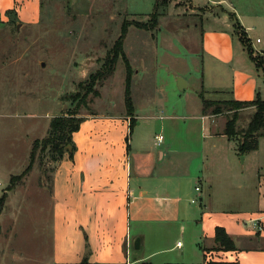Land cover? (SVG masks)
<instances>
[{"label": "rangeland", "instance_id": "374dc122", "mask_svg": "<svg viewBox=\"0 0 264 264\" xmlns=\"http://www.w3.org/2000/svg\"><path fill=\"white\" fill-rule=\"evenodd\" d=\"M40 1L34 23L22 22L24 16L17 13L12 16L17 20H0V197L6 192L0 212V264H52L50 177L54 162L39 146L30 163L32 143L47 135L55 116L76 111L74 116L82 117L100 111L110 105L109 97H114L115 104H122L125 66L121 59L110 77L95 85L100 97L89 93L85 103L75 107L71 96L90 73L100 68L120 34L121 23L147 21L155 0ZM171 1L183 6L187 13H204L187 0ZM232 1L242 6V0ZM162 22L163 19L154 32L131 26L124 41L134 71L130 92L138 114L150 115L149 107L159 100L168 115L162 120L143 119L131 137L135 142L141 138L158 144L155 135H161L160 145L167 149L165 163L170 175L184 178L190 187L200 174L209 173L214 196L223 197L218 204L238 207L242 175L257 163L264 164V136L258 138L261 149L245 159L234 143L213 134L209 118L200 119L198 93L203 91L207 99L222 96L202 85L201 57L192 48L198 36H192L190 47L182 42L180 32L170 33ZM166 38L168 41H164ZM253 55L264 65V55L255 50ZM176 77L183 78L188 86L178 89ZM254 109L253 105L239 109L238 130L247 126ZM230 114L214 117L221 126ZM16 176L19 178L8 189L11 178ZM175 238L182 241L188 254L194 251L187 230L183 235L177 231ZM203 248L207 252L215 246Z\"/></svg>", "mask_w": 264, "mask_h": 264}, {"label": "crops", "instance_id": "0c3cea01", "mask_svg": "<svg viewBox=\"0 0 264 264\" xmlns=\"http://www.w3.org/2000/svg\"><path fill=\"white\" fill-rule=\"evenodd\" d=\"M187 2L204 13H187L171 1L158 25L163 19L168 31L180 32L182 42L190 47L192 36H198L192 48L201 57L203 87L222 96L217 100H252L257 94L264 100V65L249 57L228 15L236 16L252 49L264 51V0H242V6L232 0ZM39 7L38 0H0V20L8 18L7 10H14L24 16L22 22L34 23ZM121 94L120 106L109 97L108 107L82 116L71 135L70 150L54 162L50 177L52 264H189L209 258L264 264V164L257 163L247 174L243 171L241 205L222 207L218 201L223 197L214 196L209 173L200 174L187 187L184 178L168 173L167 149L160 142L132 139L143 119H166L165 105L157 100L148 109L150 115H139L132 100L130 116ZM206 118L214 135L227 138L222 134L225 121L219 126L214 115L201 112L200 119ZM227 141L236 148V139ZM261 144L260 140L249 153H257ZM216 226L225 228L236 250H203L215 246ZM185 230L195 246L191 254L175 238L177 231L183 235Z\"/></svg>", "mask_w": 264, "mask_h": 264}, {"label": "trees", "instance_id": "16d2710c", "mask_svg": "<svg viewBox=\"0 0 264 264\" xmlns=\"http://www.w3.org/2000/svg\"><path fill=\"white\" fill-rule=\"evenodd\" d=\"M171 0H155L154 9L149 14L147 21L139 20H124L121 23L120 34L113 42L111 49L105 56L101 66L96 71L89 74L88 79L83 83L79 84L78 92H75L71 96L72 102L75 103V107L85 103V99L89 93H93L94 96H99L94 87L97 83L108 78L114 71L115 65L118 59H121L125 66V89H124V103L126 112L128 115H133V104L130 92V83L133 75V68L130 65L124 51L123 41L127 33V29L130 26L145 30H154L158 25V19L161 15L166 13L167 6ZM42 3L39 2L41 7ZM14 10H7L6 16L10 21L17 20L13 18ZM230 19L233 21L234 33L238 37L241 44L245 47L248 55L252 58L259 66V62L253 55V49L251 47L249 38L242 29V26L238 22L236 16L232 13H228ZM201 100V112L202 114H222L224 112L231 113L227 116L222 134L228 139H236V149L239 155H245L250 151L258 148V138L264 136V100L257 94L252 100H234V99H207L205 98L203 91L198 93ZM254 106V112L251 114L249 122L245 128L237 129L236 124L238 120V112L242 106ZM76 111L65 112L61 116H55L50 120L47 135L40 141L35 140L32 143L30 163L33 161L35 150L41 146L43 150L50 156L51 161L55 162L59 159L64 151L70 150L67 147L72 146L71 135L79 127L83 117H75ZM237 137V138H236ZM31 164L27 166L26 171L30 168ZM25 171V172H26ZM19 178L18 176L12 177L8 189L14 183V180ZM6 192L0 197V212L2 204L4 203ZM214 250L221 251H234L236 245L232 237L227 233L224 227L216 226L214 228ZM189 264H239L237 260L234 261H222L213 260L211 258L204 259L201 263H189Z\"/></svg>", "mask_w": 264, "mask_h": 264}, {"label": "water", "instance_id": "95a60500", "mask_svg": "<svg viewBox=\"0 0 264 264\" xmlns=\"http://www.w3.org/2000/svg\"><path fill=\"white\" fill-rule=\"evenodd\" d=\"M212 1H218V0H212ZM176 84H177L178 89L180 90L184 89V86H186L184 79L181 77H178L176 79ZM67 148L69 149L70 147L68 146Z\"/></svg>", "mask_w": 264, "mask_h": 264}, {"label": "built area", "instance_id": "2783aa9c", "mask_svg": "<svg viewBox=\"0 0 264 264\" xmlns=\"http://www.w3.org/2000/svg\"><path fill=\"white\" fill-rule=\"evenodd\" d=\"M255 41L258 43V42H260V39L257 38ZM255 51L258 52L261 55H264V51H262V50L255 49ZM156 139H157L158 142H160L161 141V135L156 136ZM196 190H199V187H196ZM178 245H180L179 242H178Z\"/></svg>", "mask_w": 264, "mask_h": 264}]
</instances>
